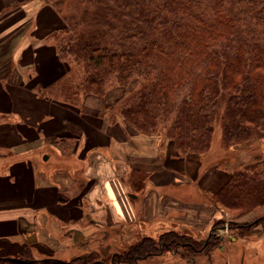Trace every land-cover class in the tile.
Returning a JSON list of instances; mask_svg holds the SVG:
<instances>
[{"label": "trees", "instance_id": "1", "mask_svg": "<svg viewBox=\"0 0 264 264\" xmlns=\"http://www.w3.org/2000/svg\"><path fill=\"white\" fill-rule=\"evenodd\" d=\"M147 1L169 12L184 13L187 20L159 39L119 47L102 43V34L97 30L68 33L65 39L54 43L56 55L70 68L68 75L39 88L38 93L54 102L80 107L81 97L67 91L68 80L81 95L103 96L109 86L126 87L136 77L140 83L134 90H125L121 97L102 108L113 122L119 117L137 133L158 139L160 134L155 135L156 130L166 127L165 135L177 153H193L202 162L216 137L227 149L263 139L264 0H210L211 15L207 18L195 12V0ZM55 4L52 5L57 8ZM231 4L244 5L241 18L229 10L227 6ZM261 145L257 146L264 156ZM238 150L233 157L220 153L213 159L212 164L225 165L230 173L227 181L208 196V201L234 212L228 229L237 238H244L254 226L264 224V213L238 222L243 215L264 207V157L254 155L252 148ZM244 156L247 158L243 159ZM144 175L133 170L127 183L138 191ZM222 221L213 222L212 231L200 240L178 230L163 231L157 236L139 232V237L126 248H114L111 252L95 246L68 259L35 257L27 246L16 255H1L0 264H136L165 252L188 262H194L201 254L211 261L212 251L217 250L223 258L219 248L224 249L225 243L230 242L213 231L222 226Z\"/></svg>", "mask_w": 264, "mask_h": 264}, {"label": "rangeland", "instance_id": "2", "mask_svg": "<svg viewBox=\"0 0 264 264\" xmlns=\"http://www.w3.org/2000/svg\"><path fill=\"white\" fill-rule=\"evenodd\" d=\"M195 1V12L206 18L209 17L211 15L210 0ZM49 2L50 5L56 3V9L64 21V24L59 28L65 27L64 30L57 32V29L55 33H52L55 37L52 35L49 37L56 44V41L65 39L68 33H77L88 29L101 32V42H107L111 46L119 47V45L122 46L130 42L140 44L143 40L159 39L163 33L171 32L174 26L187 20L184 13L169 12L162 6L147 0H49ZM227 7L234 15L241 18L240 12L244 8L243 4H231ZM77 23L78 25H76ZM240 23L242 22L240 21ZM262 41H264V34ZM62 65L63 70L59 66V77L66 75L70 69L64 61ZM76 77L74 76L75 79ZM67 83V91L81 97V105L75 107L57 103L65 105L67 110L64 116L58 114L57 110L51 111L48 116L50 118L49 133L48 131H35V134L37 133L34 136L35 139L29 140L28 136L14 131L15 128L10 123L3 120L0 124V139L2 141L0 143V172L6 171L7 166L12 167L19 160H23L22 163L26 162L35 168V183L47 182L55 185L62 194L61 197L69 199L66 206L57 204L52 207L58 218L46 216L45 208L35 210L34 217L28 215L29 217L19 218L17 237H0V256L16 255L19 250L27 246L31 248L32 255L35 257L49 255L68 259L73 254H79L95 246L107 250L106 252H111L114 248H126L128 243L139 237V232H143L137 225L126 226L124 222L118 220L111 225L104 224L99 211L92 213L91 216L88 215L91 210L101 208L99 205L102 200H96L89 196L95 193L93 191L99 193L102 180L108 174L117 170L119 174L129 176L135 170L131 168L128 171L124 161L126 155L121 152V145L129 142L132 144L134 136L143 135L137 133L128 122L119 117L113 122L112 117L104 114L102 108L121 97L125 90H134L140 80L133 77L126 87L113 84L114 86L111 85L105 89L103 96L92 93L81 95V91L75 88L72 80H68ZM70 113L72 114L69 115ZM63 117L65 119L63 125L65 126L68 122L66 126L69 132H66V138L61 135L64 134L63 131L58 132L59 129L64 128L58 127ZM68 119L70 120L67 121ZM165 129L166 127H161L158 131L156 130L155 135L160 134L158 135L159 139L146 137V144L149 147L158 145L164 155L177 156L171 139L165 135ZM213 143L207 158L203 160L206 165H212L213 159L220 153H227L233 157L239 151L238 149L243 147L244 149L252 148L254 155L261 154L264 157L260 147L257 146L262 144L261 146L264 147V138H257L252 143L235 144L229 149L220 145L222 142L218 137ZM180 153H177L178 156L198 157L193 153ZM44 155L46 158H43ZM128 189L136 195L137 189H132L130 185ZM61 203L63 204V202H59V204ZM63 207H66V214L63 213L65 211ZM80 208L84 210L85 214L82 220L76 222L73 217ZM225 211L228 214L224 215L222 222H227L228 225V221L232 216H235L234 212ZM103 212H101L102 215ZM263 213L264 207H260V209L238 218V222L251 220ZM91 220L98 221L99 224L96 228L89 225ZM177 230L187 231L199 240L206 238L210 233L206 231L201 233L193 231L192 233V229L189 230L183 226L178 227ZM228 233L232 232L229 230ZM248 233L243 242L239 241L235 245L230 243V246L225 243L224 249L220 247L223 258L215 250L212 251L214 256L211 261L207 260L206 255L201 254L194 258V262H188L178 255L165 252L161 256L149 257L136 264H225L226 259L230 256V264H239L241 253H244L242 264H264V243L260 247L251 246L260 241L261 235L256 236ZM155 234L154 236L158 235V233ZM235 240H237L236 237ZM257 247L260 249L258 250Z\"/></svg>", "mask_w": 264, "mask_h": 264}, {"label": "crops", "instance_id": "3", "mask_svg": "<svg viewBox=\"0 0 264 264\" xmlns=\"http://www.w3.org/2000/svg\"><path fill=\"white\" fill-rule=\"evenodd\" d=\"M62 24L64 21L57 9L43 0H0V124L3 120L10 123L14 131L28 136L29 140L35 139V131L49 133L51 111L57 110L64 116L67 110L65 105L38 93L39 88L60 78L59 66L63 70V61L56 55V46L49 38ZM61 120L58 127L64 128L58 132L63 131L61 135L66 138L68 122L64 126V117ZM132 139V144L121 145V152L126 155L128 171L133 168L145 174L142 188L135 197H130L127 174L112 171L102 180L99 193L93 191L95 193L89 196L102 201L101 208L91 210L88 215L99 211L104 224L117 220L135 224L143 234L154 236L180 226L192 229V233L210 232L213 222L228 214L209 202L208 196L227 181L229 168L206 165L193 156L167 154L161 157L158 145L147 146L146 136L136 135ZM22 162L19 160L0 172V237H17L18 219L34 217L39 208L46 209V216L58 218L52 207L66 206L69 200L61 197L55 185L35 183V168ZM63 210L66 214V207ZM77 211L73 217L76 222L85 214L81 208ZM98 224V221H89L95 228ZM248 234L261 235L260 241L251 246L260 247L264 243L263 225L254 226ZM236 239L226 242L227 245L243 242L245 238ZM243 254L239 264L244 261ZM230 257L225 264H230Z\"/></svg>", "mask_w": 264, "mask_h": 264}, {"label": "built area", "instance_id": "4", "mask_svg": "<svg viewBox=\"0 0 264 264\" xmlns=\"http://www.w3.org/2000/svg\"><path fill=\"white\" fill-rule=\"evenodd\" d=\"M220 232H221V234L222 233L225 234V235L228 234L227 233V222L224 223V228L223 229H220Z\"/></svg>", "mask_w": 264, "mask_h": 264}, {"label": "water", "instance_id": "5", "mask_svg": "<svg viewBox=\"0 0 264 264\" xmlns=\"http://www.w3.org/2000/svg\"><path fill=\"white\" fill-rule=\"evenodd\" d=\"M43 158H46V155H44V157ZM129 196L130 197H135V195L134 194H132V193H129ZM233 239H235V236L234 237H231V240H233Z\"/></svg>", "mask_w": 264, "mask_h": 264}]
</instances>
